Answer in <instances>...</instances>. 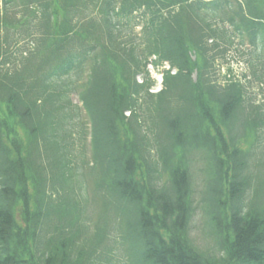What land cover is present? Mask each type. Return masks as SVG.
Here are the masks:
<instances>
[{
  "label": "trees",
  "instance_id": "trees-1",
  "mask_svg": "<svg viewBox=\"0 0 264 264\" xmlns=\"http://www.w3.org/2000/svg\"><path fill=\"white\" fill-rule=\"evenodd\" d=\"M234 51L263 81L264 0H0V264H93L98 198L132 264H264V108L214 80ZM151 58L170 67L157 95ZM195 155L218 259L188 238Z\"/></svg>",
  "mask_w": 264,
  "mask_h": 264
},
{
  "label": "rangeland",
  "instance_id": "rangeland-1",
  "mask_svg": "<svg viewBox=\"0 0 264 264\" xmlns=\"http://www.w3.org/2000/svg\"><path fill=\"white\" fill-rule=\"evenodd\" d=\"M140 29L138 28V31ZM164 68V67H163ZM149 67V73L152 80L155 82L154 87L151 89L152 93H157L161 89L160 85V76L161 69ZM165 69V68H164ZM244 76V78H243ZM140 80V78H138ZM229 79H238L241 83L246 86L247 94L255 104H260L264 108V79L263 81H256L250 73L248 67H246L245 59L243 56H240L239 53L235 52L228 55L227 58L221 61L216 69L214 80L217 81L218 85L224 86L227 80ZM70 100H72V105L80 106V102L78 101L77 95L72 93L70 95ZM79 102V103H78ZM82 113V112H81ZM80 119L85 123L83 114ZM146 126H149V122L147 121ZM70 126H68L69 128ZM73 128V126H71ZM88 133V131H84V135ZM261 136H264V129L260 132ZM76 136V134H74ZM73 142L78 147V142H76V138L73 139ZM264 138L255 144L253 150L255 152V157L252 165H254L255 160H262L264 162V153L261 157L257 156L261 150L264 148ZM89 144H86L85 152L86 157L89 158ZM257 154V155H256ZM197 156V157H196ZM196 157V158H195ZM196 159V160H195ZM192 182H193V204H194V213L192 221L189 224V234L188 238L192 244V247L199 251L200 253L206 256H212L216 259L222 256V252H219L216 248V240L211 232V228L208 225L206 216L202 210V204H200V191L203 186V180L205 177V167L206 163H204L201 159V155H195L192 161ZM258 169V168H257ZM256 168L252 169V172L257 170ZM264 174V169L262 173ZM264 178V177H263ZM84 209L87 211V215L85 212V216L90 217V225L88 226L89 232L87 234L88 238H92L95 230L93 226L99 224L101 230H109V238L104 242V244L96 249V254L93 257H90L89 260L94 262L93 264H132V262L136 259V251L133 248L132 240L130 232H128L124 225H118L117 216L115 213V208L112 205H108L105 209L103 208V200L95 199L94 201H86L84 202ZM120 230H115L117 227ZM130 258L131 262L128 260Z\"/></svg>",
  "mask_w": 264,
  "mask_h": 264
}]
</instances>
